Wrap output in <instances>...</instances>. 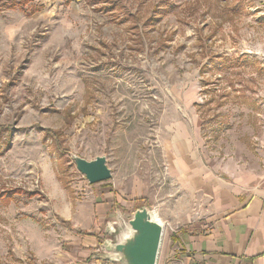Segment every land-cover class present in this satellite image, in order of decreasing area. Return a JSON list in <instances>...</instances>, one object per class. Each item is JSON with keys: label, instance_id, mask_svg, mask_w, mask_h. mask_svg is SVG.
<instances>
[{"label": "rangeland", "instance_id": "374dc122", "mask_svg": "<svg viewBox=\"0 0 264 264\" xmlns=\"http://www.w3.org/2000/svg\"><path fill=\"white\" fill-rule=\"evenodd\" d=\"M2 10L0 124L14 134L0 145V264H80L84 231L58 212L75 217L95 197L114 211L153 208L166 240L170 216L194 201L169 164L195 121L220 157L261 151L264 0ZM75 154L105 155L112 178L90 184Z\"/></svg>", "mask_w": 264, "mask_h": 264}, {"label": "crops", "instance_id": "0c3cea01", "mask_svg": "<svg viewBox=\"0 0 264 264\" xmlns=\"http://www.w3.org/2000/svg\"><path fill=\"white\" fill-rule=\"evenodd\" d=\"M73 1L3 0L0 12L18 9L33 16L42 6ZM194 124L191 135L179 142L181 153L169 164L194 201L170 216L176 228L162 243L158 264H264V141L259 153L245 149L237 160L228 159L205 148L198 123ZM91 205L90 210L86 204L80 206L75 217L70 211L58 214L75 230L84 231L74 237L84 258L80 264H113L92 259L91 254L115 211L97 197Z\"/></svg>", "mask_w": 264, "mask_h": 264}, {"label": "water", "instance_id": "95a60500", "mask_svg": "<svg viewBox=\"0 0 264 264\" xmlns=\"http://www.w3.org/2000/svg\"><path fill=\"white\" fill-rule=\"evenodd\" d=\"M73 161L90 184L112 178L105 155L88 160L75 154ZM165 227V222L148 205L131 212L116 210L105 221V237L91 258L113 264H158Z\"/></svg>", "mask_w": 264, "mask_h": 264}, {"label": "trees", "instance_id": "16d2710c", "mask_svg": "<svg viewBox=\"0 0 264 264\" xmlns=\"http://www.w3.org/2000/svg\"><path fill=\"white\" fill-rule=\"evenodd\" d=\"M236 5H238V4H236ZM9 6L10 7H15V4H10ZM2 128H5L8 131V135L6 136L5 140L1 139V137H2V134H1L2 133ZM45 129H46L47 132H49L53 136H55V133L51 132L50 128H45ZM13 134H14V125H3V124L1 125L0 124V145H1V143H3L4 146L6 147V149H9V147L11 146L12 139H13Z\"/></svg>", "mask_w": 264, "mask_h": 264}, {"label": "built area", "instance_id": "2783aa9c", "mask_svg": "<svg viewBox=\"0 0 264 264\" xmlns=\"http://www.w3.org/2000/svg\"><path fill=\"white\" fill-rule=\"evenodd\" d=\"M245 52H243V54H244Z\"/></svg>", "mask_w": 264, "mask_h": 264}]
</instances>
